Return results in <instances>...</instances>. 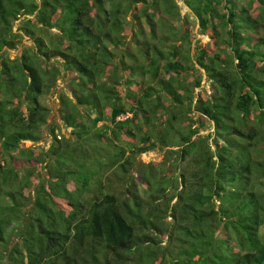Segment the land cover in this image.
I'll list each match as a JSON object with an SVG mask.
<instances>
[{
    "label": "trees",
    "instance_id": "1",
    "mask_svg": "<svg viewBox=\"0 0 264 264\" xmlns=\"http://www.w3.org/2000/svg\"><path fill=\"white\" fill-rule=\"evenodd\" d=\"M182 2L0 0V264H264V0ZM55 60L62 138L38 101ZM156 143L171 177L134 159Z\"/></svg>",
    "mask_w": 264,
    "mask_h": 264
},
{
    "label": "rangeland",
    "instance_id": "2",
    "mask_svg": "<svg viewBox=\"0 0 264 264\" xmlns=\"http://www.w3.org/2000/svg\"><path fill=\"white\" fill-rule=\"evenodd\" d=\"M177 3L179 4L180 6V9H181V13H187L188 12V9L185 7V5L183 4L182 0H177ZM167 17V16H165ZM193 15L190 13V15H188L187 17V22H185V24L189 27L190 29V35L193 36L190 44H189V51L191 53V59L193 60L194 59V56H192L195 51H194V47L195 45H198V46H207V44H209V38L206 34L202 33L200 31V28H199V25L196 23L195 19L193 20ZM166 20L170 23V24H174L175 27L177 28H180L182 26V24L180 23V21H177L175 18L173 17H167ZM16 24V23H15ZM141 24H143V27L145 28V32H144V37L148 39V37H150V35L148 34V27L146 24H144V22L141 20ZM18 24L15 25V31H16V27H17ZM137 24H133L131 26H127V34H126V39L127 41L130 40L131 38V33L133 34L134 31L136 30L137 28ZM163 30H159V31H156L155 34L156 36L158 37L159 35H161V32ZM257 35H263L261 33V31L259 30L257 33H256V36ZM178 42V41H177ZM31 44L30 42V39L27 38V37H24L23 40H20V44L17 45L16 47L14 48H10L8 49V55L11 56V57H14V56H19V54L22 53L21 51V48L27 46ZM131 45V44H130ZM131 50H132V46H130ZM184 48V47H183ZM54 64L57 66V68L59 69V73L58 75L56 76V79H55V83H54V86L51 87L50 89H47L46 87L43 89V92L42 94H40L38 96V101L45 105L46 108L48 109V116H47V123L48 124H56L58 126L57 128V136H59L60 138H62L63 136L64 137H68L69 134H70V130L69 128H65L61 125V122H60V119L58 118V112H57V108L59 106L58 104V100H57V94L62 91L65 93V95H67L68 97L71 98L70 96V92L69 90L67 89V81L69 80L70 76L74 75L72 71H69V72H66V71H63V66H62V63L60 60H55L54 61ZM36 65V64H35ZM193 71L196 73V74H199L200 77H201V85L199 87H196L195 88V91L196 92H199V91H204L206 92V94H209L211 92V88L209 86V82L207 81L206 77L204 76V73H203V70L200 69L198 67V65L195 66V68H193ZM163 75V74H162ZM164 77L166 75H163ZM144 78L147 79V76H143ZM136 80L138 79V77H135ZM186 78H188L187 80H192L193 77L192 75L190 74H187L186 75ZM181 80H184V78L180 77ZM44 80H51L50 78H44ZM72 99V98H71ZM73 100V99H72ZM81 109V107H79ZM83 109V107H82ZM126 114L124 115H119L118 117L120 118H124ZM203 119V123L202 125H199L198 126V130H199V133L200 134H207L208 132H212L211 131V122H209L206 117H202ZM102 122H97L96 124L97 125H101ZM199 122H196V124L198 125ZM195 124V125H196ZM50 140H51V137L49 135H47V137H43L42 140H39L37 142H32L30 140H27V141H23L22 142V146L24 148L30 146L34 152H37L39 151L40 147L41 148H44L46 149L47 147H49V143H50ZM168 147L166 146H160L159 143H156L155 144V147L153 149H150V150H147V151H144L140 154H135L134 155V159L136 160V163H140L142 164L140 168H143L144 170H148L146 166H144L146 163L148 162H152V165L154 167H157V174L158 175H162V176H172L173 175V171H174V167L172 165V160H173V157H171L170 159L169 158H165V150L167 149ZM165 159V164L160 166L159 164L161 163L162 160ZM181 165H182V162H181ZM180 173L179 170H175V173ZM132 173L133 175L137 174V172H133L132 170ZM157 175V176H158ZM139 188L143 189L146 187L145 184H142V182L140 183L139 182ZM165 185V191L167 194H170L171 193V187L172 185L169 184V182H165L164 183ZM121 188V185L120 184H117L115 183L114 184V187H113V190H118Z\"/></svg>",
    "mask_w": 264,
    "mask_h": 264
},
{
    "label": "built area",
    "instance_id": "3",
    "mask_svg": "<svg viewBox=\"0 0 264 264\" xmlns=\"http://www.w3.org/2000/svg\"><path fill=\"white\" fill-rule=\"evenodd\" d=\"M124 117H126V115ZM118 118H120V117H118Z\"/></svg>",
    "mask_w": 264,
    "mask_h": 264
}]
</instances>
